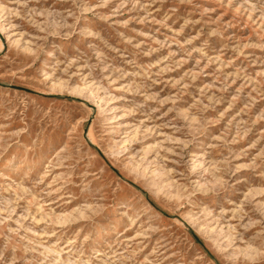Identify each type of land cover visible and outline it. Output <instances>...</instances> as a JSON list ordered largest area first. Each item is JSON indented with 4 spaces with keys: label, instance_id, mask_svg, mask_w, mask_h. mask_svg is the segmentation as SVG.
I'll use <instances>...</instances> for the list:
<instances>
[{
    "label": "rangeland",
    "instance_id": "374dc122",
    "mask_svg": "<svg viewBox=\"0 0 264 264\" xmlns=\"http://www.w3.org/2000/svg\"><path fill=\"white\" fill-rule=\"evenodd\" d=\"M0 264H264V0H0Z\"/></svg>",
    "mask_w": 264,
    "mask_h": 264
}]
</instances>
